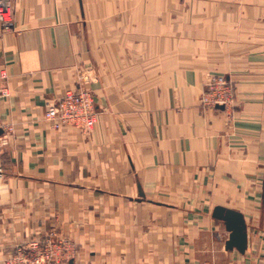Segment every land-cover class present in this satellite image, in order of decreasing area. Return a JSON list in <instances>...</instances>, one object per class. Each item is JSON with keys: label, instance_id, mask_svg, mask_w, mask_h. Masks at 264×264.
Segmentation results:
<instances>
[{"label": "crops", "instance_id": "crops-1", "mask_svg": "<svg viewBox=\"0 0 264 264\" xmlns=\"http://www.w3.org/2000/svg\"><path fill=\"white\" fill-rule=\"evenodd\" d=\"M211 73L233 111L202 106ZM0 86V259L54 225L73 264H264V0H15ZM78 87L92 133L45 119ZM216 205L244 214L245 253Z\"/></svg>", "mask_w": 264, "mask_h": 264}, {"label": "built area", "instance_id": "built-area-1", "mask_svg": "<svg viewBox=\"0 0 264 264\" xmlns=\"http://www.w3.org/2000/svg\"><path fill=\"white\" fill-rule=\"evenodd\" d=\"M0 22L7 30L12 29L15 23V0H0ZM3 76H5L3 74ZM3 78V77H2ZM82 81H89V77L82 75ZM9 90L0 86V99L8 97ZM204 109L224 106L230 111L234 103V87L232 81L222 74L208 76L205 91L202 93ZM98 111L95 97L89 89L78 87L67 90L56 102L48 105L45 119L54 128L70 125L91 133L97 122ZM0 178L3 177L1 167L3 147L9 143V133L12 127H6L0 117ZM75 247L69 240L59 239L55 233H48L41 237L32 238L16 246L0 264H67L74 256Z\"/></svg>", "mask_w": 264, "mask_h": 264}, {"label": "water", "instance_id": "water-1", "mask_svg": "<svg viewBox=\"0 0 264 264\" xmlns=\"http://www.w3.org/2000/svg\"><path fill=\"white\" fill-rule=\"evenodd\" d=\"M1 132L2 129H0ZM212 215L215 219L223 221L229 231L226 249H237L239 252L245 253L248 248V226L244 214L223 205H216Z\"/></svg>", "mask_w": 264, "mask_h": 264}, {"label": "rangeland", "instance_id": "rangeland-1", "mask_svg": "<svg viewBox=\"0 0 264 264\" xmlns=\"http://www.w3.org/2000/svg\"><path fill=\"white\" fill-rule=\"evenodd\" d=\"M149 5H150V2H149ZM151 7L152 8H155V3L153 2V4L151 5ZM119 12V11H118ZM122 14V13H121ZM103 18H105V17H101V19H103ZM149 20H152V18H149ZM212 74V73H211ZM211 74H209V75H211ZM209 75H207V77H206V81H205V84H204V89H203V92L205 91V88H206V83H207V81H208V76ZM219 75V74H218ZM84 76H87V77H89V79L91 80V78H90V76L89 75H84ZM230 79V78H229ZM89 80V81H90ZM231 80V79H230ZM232 81V80H231ZM232 83H233V87H234V103H233V107H231L230 106V111H233L234 109H235V103H236V88H235V84H234V82L232 81ZM91 91V90H90ZM202 92V93H203ZM94 94V93H93ZM201 97H202V95H201ZM201 103H202V99H201ZM202 106H203V104H202ZM216 108H220V109H223L224 111H226V108L224 107V106H219V107H216ZM212 109H215V108H212ZM92 133V132H91ZM206 206V208H202V211H204V212H210V210H211V204H208V205H205ZM199 209H201L200 207H198V210ZM200 211V210H199ZM54 223H57L56 221L54 222L53 221V224ZM49 233H55L56 235H57V237L59 238V239H63V240H69L71 243H73L74 244V247H75V253H74V256L67 262V264H73V262L78 258V256H79V252H80V250H79V245H78V243L76 242V239L74 238V236H71V235H62L61 233H60V228H58V227H55L54 225H53V228H52V230L49 232Z\"/></svg>", "mask_w": 264, "mask_h": 264}]
</instances>
